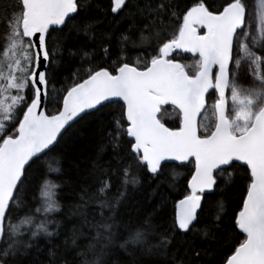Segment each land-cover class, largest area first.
<instances>
[{
    "label": "snow or ice",
    "instance_id": "snow-or-ice-1",
    "mask_svg": "<svg viewBox=\"0 0 264 264\" xmlns=\"http://www.w3.org/2000/svg\"><path fill=\"white\" fill-rule=\"evenodd\" d=\"M0 11V264H207V198L238 185V234L219 264H264V44L258 54L246 0H16ZM165 105L174 127L157 118ZM82 123L100 130L98 150L53 183L62 170L47 157ZM176 168L189 170L182 198L162 179ZM141 179L154 199L133 206Z\"/></svg>",
    "mask_w": 264,
    "mask_h": 264
},
{
    "label": "trees",
    "instance_id": "trees-1",
    "mask_svg": "<svg viewBox=\"0 0 264 264\" xmlns=\"http://www.w3.org/2000/svg\"><path fill=\"white\" fill-rule=\"evenodd\" d=\"M16 0H0V9L9 8L11 9V5L15 3ZM213 3L215 8H220L221 5L225 4V0H210ZM95 4H99L103 9H108L110 6V0H94ZM247 3V0H246ZM4 15L3 11H0V17ZM99 29H106L105 24H100L97 26ZM3 31L2 26H0V32ZM81 40H87V37H80ZM58 56L61 58L63 62L66 59L63 54L58 53ZM143 59V57H141ZM177 60L185 65H189L194 63V58L191 56H181L177 57ZM87 67V65H85ZM60 75H58L57 80L54 84V87L57 93L60 92L66 86V82L69 78V73L64 68L59 69ZM215 97H211L208 99V105L214 103ZM49 110H53V106L49 105ZM110 111V110H106ZM105 119H108L106 116ZM161 121L165 123L166 126H175L176 123V112L172 107H167L163 109V113L161 116ZM101 141V132L97 128V126L93 124H81L73 129L72 133L65 138V141L62 144V148L60 151H56L51 153L49 157H47L48 163L51 164L53 168L59 167L62 172L51 173L49 174V178L52 179L53 183L58 184L59 181L55 179L58 175H64L65 179L74 178L77 175L78 166L80 169H83L88 163L89 160L95 156V153L98 150V145ZM110 157V152H106L104 154V160H107ZM172 171L178 173L177 176L172 175ZM240 175H243L241 172ZM186 178H190L189 170L183 168H176L173 170H169L166 177L162 179L168 182H174L175 187L171 189L174 196L178 198H182L180 194L184 191L186 187ZM130 190L133 189V185L128 186ZM167 183H165L164 188L167 189ZM139 191L135 194V199L131 202L133 206L142 205L144 201L148 199H154L151 195V188L147 187L144 183L143 179H141V184L136 186ZM26 195L27 199L24 201L25 203L31 201L35 204V201L32 200V194L22 193V196ZM241 186L229 187L226 192H224L223 196L217 195L216 197L209 196L208 203L204 208L205 212V223L200 225V228L203 230L205 228L209 231V236L204 237L203 231L200 234L202 247L211 249V252L203 256V261L207 262V264H219V261L223 259L224 253L227 252L228 248L231 244L235 243L236 236L238 234V230H233L232 228V215L238 211L237 203L241 200ZM37 198L39 197V193H36ZM65 196L66 193L61 187H57L54 189V198L61 205V212L56 213L55 217L60 218L61 214L65 213L67 210L64 207L65 205ZM223 203V209H221L220 204ZM36 207H39V204H35ZM168 211L171 215L174 211L173 209V201L169 200ZM129 214L133 217L136 216L135 207L129 209ZM219 215L224 217L223 224L220 229H215L213 227L214 223H218L215 218ZM17 218L13 219V223H19L20 219H23L25 216V211L23 206L16 213ZM50 230H55L50 227ZM216 233L218 238L220 234L226 233L225 243L221 244L217 242V239H213V234ZM122 243L123 241H119ZM41 247H44V244L41 243ZM135 247V246H130ZM43 258V257H41Z\"/></svg>",
    "mask_w": 264,
    "mask_h": 264
},
{
    "label": "rangeland",
    "instance_id": "rangeland-1",
    "mask_svg": "<svg viewBox=\"0 0 264 264\" xmlns=\"http://www.w3.org/2000/svg\"><path fill=\"white\" fill-rule=\"evenodd\" d=\"M249 4H251L249 6L250 31L256 38V49L259 54V45L264 44V0H253V2L251 1ZM240 57H244V53L242 52L239 53L238 58ZM247 63H248L247 58L244 57L242 59V64L247 65ZM249 79H251V77H249ZM243 86L249 87L248 84H244ZM237 107H239L238 104H237ZM231 110H232V102L229 98V111L231 112ZM207 116H208V119L203 121L205 124L210 123L214 118L211 111L207 113Z\"/></svg>",
    "mask_w": 264,
    "mask_h": 264
},
{
    "label": "flooded vegetation",
    "instance_id": "flooded-vegetation-1",
    "mask_svg": "<svg viewBox=\"0 0 264 264\" xmlns=\"http://www.w3.org/2000/svg\"><path fill=\"white\" fill-rule=\"evenodd\" d=\"M253 2V0H247V6H248V10H249V6L251 5V4H249L250 2ZM182 56H190V55H182ZM168 107H170V106H168ZM165 108H167V107H163L162 109H161V114H160V116H159V120L161 121V116H162V113H163V109H165ZM162 122V121H161ZM162 123H164V122H162Z\"/></svg>",
    "mask_w": 264,
    "mask_h": 264
},
{
    "label": "water",
    "instance_id": "water-1",
    "mask_svg": "<svg viewBox=\"0 0 264 264\" xmlns=\"http://www.w3.org/2000/svg\"><path fill=\"white\" fill-rule=\"evenodd\" d=\"M183 55H190V54H183ZM179 62V61H178ZM181 63V62H180ZM168 106H170V105H165V106H163V107H168ZM162 107V108H163ZM171 107V106H170ZM161 108V109H162ZM160 114H161V110H160V112L157 114V118L159 119V116H160ZM166 126V125H165Z\"/></svg>",
    "mask_w": 264,
    "mask_h": 264
}]
</instances>
